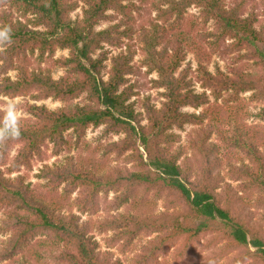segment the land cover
I'll use <instances>...</instances> for the list:
<instances>
[{
    "label": "trees",
    "instance_id": "1",
    "mask_svg": "<svg viewBox=\"0 0 264 264\" xmlns=\"http://www.w3.org/2000/svg\"><path fill=\"white\" fill-rule=\"evenodd\" d=\"M83 1V17L74 21L71 13L79 6L75 0H0V28L12 29L11 43L0 47V95L64 102L85 95L83 104L58 109L25 103L30 116L21 118V138L0 146V212L5 214L0 236H7L0 243V264H36L46 255L60 264H122L99 250L88 225L80 223L76 214L64 212L73 205L81 212H96L98 196L110 192H117L116 206L135 197L136 206L150 207L152 194L155 199L165 197L168 210L174 209L154 216L145 208L143 213H123L102 222V231L115 230V240L127 245L139 235L157 234L143 246L137 264H160L169 257L173 262L167 264H183L203 237L216 233L213 246L224 244L205 259L206 264H220L225 256L222 264H264V231L241 218L228 191L226 197L217 192L223 181L217 169L222 164L216 145L209 143L216 134L228 147L247 154L250 162L228 164L229 172L242 180L244 188L260 192L264 205V155L259 148L264 136L259 127L242 124L241 94L251 92V100H264V26H257L254 12L245 14L249 0H153L156 16L145 22H137L134 13L146 0ZM192 6L199 8L200 23L185 16ZM110 11L121 18L97 30L102 20L118 19ZM210 22L214 24L211 31L206 29ZM135 39L141 44L143 65L158 74L153 86L164 90L161 107L149 99L143 103L147 125L131 102L135 91L128 84L129 75L137 72ZM104 44L125 46L112 56L107 80L103 77L107 52L94 56ZM58 50H69V54L56 58ZM187 53L195 56L202 92L196 91L189 76L192 67H183ZM215 54L232 55L233 65L227 71L220 67L211 71ZM244 61H252L260 71L239 65ZM55 68L65 69V75L54 78ZM10 71L17 72L15 79ZM210 96L222 105L208 106L202 113L183 111L186 106L209 104ZM259 116L264 120V110ZM205 120L206 127L189 134V147L199 167L195 174L185 150L175 147L180 136L173 129L204 126ZM91 126L124 134L102 146V157L128 154L125 158L135 168H102L92 159L67 157L40 173L50 192H56L52 198L35 191L24 176H12L22 167L30 168L48 142L56 152L80 145ZM69 130L75 139L66 138ZM17 143L21 146L11 159L9 152ZM84 147L89 149L87 144ZM73 192L77 196L69 202Z\"/></svg>",
    "mask_w": 264,
    "mask_h": 264
},
{
    "label": "rangeland",
    "instance_id": "2",
    "mask_svg": "<svg viewBox=\"0 0 264 264\" xmlns=\"http://www.w3.org/2000/svg\"><path fill=\"white\" fill-rule=\"evenodd\" d=\"M79 2V6L71 13V18L74 21H80L83 17V10L86 6L83 0H75ZM153 0H146L142 3V8L139 12H135V18L137 22H145L151 18L156 16V11L151 8V2ZM139 4V2H137ZM251 12H254L258 17L257 26L261 27L264 26V1L263 0H249L246 3L245 14L248 15ZM109 14L115 15L118 19H106L102 20L97 26V30L105 29L121 18L120 15H116L115 12L110 11ZM15 17L19 16V13L15 12ZM186 18L189 20H193L195 22L200 23L199 19V8L192 6L188 9L186 13ZM200 25V24H199ZM202 28V27H201ZM214 28L213 22L208 23L206 26L207 30H212ZM203 30V29H202ZM230 41V40H227ZM135 44L137 49V54L134 58V66L137 68V72L135 74L129 75V85H133L135 95L131 98V102L133 103L137 112L142 114V124L147 125L146 114L143 109V103L145 100L149 99L150 102L157 107H161L162 102L164 101L163 96V89H158L153 86V80L158 77L156 72H149L148 68L143 65V58L144 55L141 51V44L140 42L135 39L132 41ZM104 48L97 51L94 55H98L102 51L107 52L108 60L106 63V68L103 71V77L105 80L108 79V71L111 65V58L112 56L118 54L123 48H119L116 46H112L110 44H104ZM1 49V48H0ZM69 54V50H58L56 53V58L61 56H67ZM37 62V60H35ZM242 64L248 70L252 72L257 71L258 69L252 61H244L239 63ZM186 65H190L192 67V71L190 73V78L194 80L195 89L197 92H202L205 89L202 88L201 83L196 80V69H197V62L195 60V56L193 53H187L186 60L183 63V67ZM233 65L232 55L221 56L220 54H215L212 56L211 62L209 64V69L211 71H215L218 67L220 69L227 71L229 66ZM65 69L63 68H55L53 70L54 78L58 79L59 77L65 75ZM9 75L15 79L17 76L16 71H10ZM251 92H245L241 94V101L244 104V111H243V121L242 124L246 123L249 126H257L261 130L264 136V120L259 116V114L264 110V100L254 101L251 100ZM8 100H15L20 109H21V118L29 117L30 115L25 110L24 105L27 102L37 104H45L51 109H58L61 107L74 105V104H83L85 102V95H82L76 99L71 100L70 102H64L61 100H55L53 98L44 99L41 101H34L29 96H19L15 98H9L6 96L0 95V109L4 107V103ZM222 101L216 100L212 96H210V103L202 106L200 108H193L191 106H186L183 108L185 112H193V113H202L208 106L210 107H217L222 105ZM204 126H195L192 124H187L183 129L175 128L173 131L180 136V141L175 144V147H182L185 150V156L191 159V165L194 168L195 174L198 172V162L195 161L193 158L194 152L189 147V134L193 132L194 128H201L206 127L207 121L205 120ZM241 125V124H240ZM226 131H231V127H224ZM105 126L94 127L91 126L87 129L86 134L82 141H80V145L74 146L71 149L63 148L61 151L56 152V147L52 142H48L46 146L43 147L42 155L35 157L31 162V167L26 168L22 167L19 172H15L12 176L22 175L26 178L27 182L30 183L31 187L35 190L40 192V194L49 196V198L56 197V192H50V188L48 187V183L45 179L40 177V173L46 166H55L57 164H61L66 160L67 157H73L75 160L82 158V161H89L90 159L96 161L102 168L106 167L107 165L110 166H120V167H128L129 169H134V163L126 160V156L128 154H124L121 158H117L115 154L111 156L102 157L103 149L102 146L106 144L117 141L120 138L124 137V134H115V133H105ZM230 133V132H229ZM228 133V134H229ZM75 139L72 130L66 132V138ZM73 139V140H74ZM263 142V143H262ZM262 144L259 146L261 152L264 155V137L262 139ZM89 146V149H85L86 144ZM210 144H214L217 147L218 157L221 160V167L217 169V172L220 173L222 177V183L220 188L217 189V192L220 194L221 197H226L227 191L230 193V198L233 199V203L235 206V210L239 212L241 218L248 220L251 226L254 228H260L264 231V205L261 203V196L262 194L258 191L249 190L243 187L242 180H238L232 177L231 173L229 172L230 167L228 164H233L236 166H241L242 163H249V158L247 154L243 151L230 148L223 143L221 139H219L218 135L213 134L211 139L209 140ZM138 144L141 147V151L146 157L144 152L143 146L141 145L140 141ZM20 144H14L12 149L9 152V157L12 159L16 156L18 149L20 148ZM96 148L100 150V152H96ZM193 159V160H192ZM62 188L64 185L59 187V192H62ZM143 195V192L138 193L139 199ZM76 192L70 194L69 202H73L76 198ZM98 197L99 198V207L97 208L96 212H81L77 209L75 205L71 206V208L66 207L65 213L73 212L79 217L80 223H85L89 227V234L93 236L98 243L99 250L101 252H108L111 254L113 260H120L122 264H137V257L141 253L142 248L144 245L148 243L150 239L156 237L157 234H150V235H139L135 238L130 245H127L124 241H117L115 240L116 231L109 229L106 231H102L101 227H103L102 222L106 221L107 219L111 218V216H116L123 213H130L136 214L137 212L144 211L145 208H149V214L158 216L165 211H173L168 210V206L166 204V198L155 199L154 196L149 194L148 197L151 199L150 207H143L142 205L136 206L135 197L131 198L128 202L119 204L118 206L115 205V198L117 197V192H110L106 196L104 193H101ZM182 209L181 206H178ZM176 210V209H175ZM143 213V212H141ZM145 213L144 215H146ZM5 216L3 212H0V224L1 219ZM215 235H219L216 233ZM208 234V236L203 237L198 243L199 245L196 249L190 254L187 255L186 260L183 264H206L205 259H208L212 252H215L216 249L220 248L223 242L217 244V246H213L214 240L213 236ZM6 235L0 236V243L1 241L6 239ZM211 245V247H209ZM171 249L170 252H172ZM231 255V254H230ZM21 258V255H19ZM227 260V256L220 259V264L224 263ZM167 262L172 263V258L168 259H161L160 264H167ZM36 264H60L54 258L47 257V255L35 262ZM2 264H15L13 261H6ZM208 264H215L214 262H210Z\"/></svg>",
    "mask_w": 264,
    "mask_h": 264
},
{
    "label": "clouds",
    "instance_id": "3",
    "mask_svg": "<svg viewBox=\"0 0 264 264\" xmlns=\"http://www.w3.org/2000/svg\"><path fill=\"white\" fill-rule=\"evenodd\" d=\"M11 35L10 26L0 28V47L11 43ZM0 111L3 112L0 116V146L3 147L21 138V109L15 100H8Z\"/></svg>",
    "mask_w": 264,
    "mask_h": 264
}]
</instances>
